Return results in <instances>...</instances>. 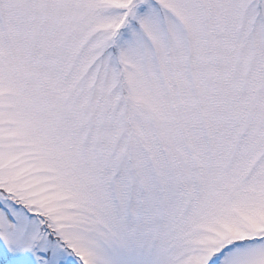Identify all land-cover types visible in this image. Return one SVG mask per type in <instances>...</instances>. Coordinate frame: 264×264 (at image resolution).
<instances>
[{
    "label": "snow or ice",
    "instance_id": "snow-or-ice-1",
    "mask_svg": "<svg viewBox=\"0 0 264 264\" xmlns=\"http://www.w3.org/2000/svg\"><path fill=\"white\" fill-rule=\"evenodd\" d=\"M0 264H264V0H0Z\"/></svg>",
    "mask_w": 264,
    "mask_h": 264
}]
</instances>
